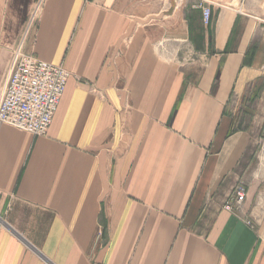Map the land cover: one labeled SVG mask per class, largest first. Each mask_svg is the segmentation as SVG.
I'll list each match as a JSON object with an SVG mask.
<instances>
[{
    "label": "crops",
    "instance_id": "obj_1",
    "mask_svg": "<svg viewBox=\"0 0 264 264\" xmlns=\"http://www.w3.org/2000/svg\"><path fill=\"white\" fill-rule=\"evenodd\" d=\"M199 1L0 0V94L18 48L69 74L0 124V264H264V0Z\"/></svg>",
    "mask_w": 264,
    "mask_h": 264
},
{
    "label": "built area",
    "instance_id": "obj_2",
    "mask_svg": "<svg viewBox=\"0 0 264 264\" xmlns=\"http://www.w3.org/2000/svg\"><path fill=\"white\" fill-rule=\"evenodd\" d=\"M44 0H36L30 23ZM195 8L201 11L202 22L210 20V6L199 1ZM18 48L12 53L9 71L0 94V124L24 131L32 136L46 135L69 77L62 67L24 55ZM246 195L239 183L233 190L225 208L242 213ZM252 228V224L246 221Z\"/></svg>",
    "mask_w": 264,
    "mask_h": 264
},
{
    "label": "rangeland",
    "instance_id": "obj_3",
    "mask_svg": "<svg viewBox=\"0 0 264 264\" xmlns=\"http://www.w3.org/2000/svg\"><path fill=\"white\" fill-rule=\"evenodd\" d=\"M200 1H204V0H200ZM204 2H206V1H204ZM207 3V2H206ZM208 4V3H207ZM264 145V143L263 142H260L259 143V141H258V144H257V149H256V151H255V155H254V162L253 163H255V164H253V168H255V167H258V164H259V161H258V157L260 156V152L262 151V146Z\"/></svg>",
    "mask_w": 264,
    "mask_h": 264
}]
</instances>
